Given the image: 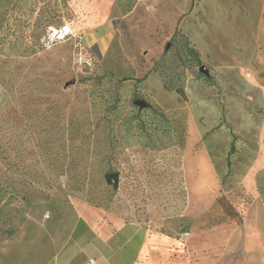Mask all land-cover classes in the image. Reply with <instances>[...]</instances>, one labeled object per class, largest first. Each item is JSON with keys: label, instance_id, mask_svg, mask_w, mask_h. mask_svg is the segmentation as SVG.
I'll list each match as a JSON object with an SVG mask.
<instances>
[{"label": "rangeland", "instance_id": "374dc122", "mask_svg": "<svg viewBox=\"0 0 264 264\" xmlns=\"http://www.w3.org/2000/svg\"><path fill=\"white\" fill-rule=\"evenodd\" d=\"M188 193L199 225L264 229V0H0L1 252L54 255L86 204L158 227Z\"/></svg>", "mask_w": 264, "mask_h": 264}, {"label": "crops", "instance_id": "0c3cea01", "mask_svg": "<svg viewBox=\"0 0 264 264\" xmlns=\"http://www.w3.org/2000/svg\"><path fill=\"white\" fill-rule=\"evenodd\" d=\"M201 201L188 193L186 210L158 227L86 204L76 209L67 231L50 239L58 247L54 255L33 245L24 255L23 245L16 243L13 253L0 250V264H84L90 259L93 264H257L264 229L249 221L240 228L233 221L199 225L206 211ZM204 201L209 203L210 196Z\"/></svg>", "mask_w": 264, "mask_h": 264}, {"label": "built area", "instance_id": "2783aa9c", "mask_svg": "<svg viewBox=\"0 0 264 264\" xmlns=\"http://www.w3.org/2000/svg\"><path fill=\"white\" fill-rule=\"evenodd\" d=\"M72 35H74V34H73V30H72L70 23L64 22V23L59 24V25L48 26L44 35L41 37L40 42H41V45L43 47L49 48L56 43L65 41L66 39L70 38ZM79 54L81 55V52ZM80 55L78 58L79 62L83 66L91 67L92 66V60L89 58L88 59L84 58L82 60V56H80ZM93 263H94V260L90 259L87 262H85L84 264H93Z\"/></svg>", "mask_w": 264, "mask_h": 264}, {"label": "water", "instance_id": "95a60500", "mask_svg": "<svg viewBox=\"0 0 264 264\" xmlns=\"http://www.w3.org/2000/svg\"><path fill=\"white\" fill-rule=\"evenodd\" d=\"M169 45H170V44L167 43L165 49H168ZM199 71H201V72L204 73V74H207V73H208L207 69H206L203 65H201V66L199 67ZM66 85H67V84H66ZM133 104H134V105H137L139 108H145V107L148 106V103H147L144 99H142V98L135 99V100L133 101ZM117 176H118L117 172H109V173H106V174H105V178H106V180H107L109 183L113 184V185H115V184L117 183Z\"/></svg>", "mask_w": 264, "mask_h": 264}, {"label": "trees", "instance_id": "16d2710c", "mask_svg": "<svg viewBox=\"0 0 264 264\" xmlns=\"http://www.w3.org/2000/svg\"><path fill=\"white\" fill-rule=\"evenodd\" d=\"M75 128H71L72 129V134H76L78 131H79V128L76 126V125H73ZM234 150V148H233V145L230 147V149H229V152L228 153H231L232 151Z\"/></svg>", "mask_w": 264, "mask_h": 264}]
</instances>
